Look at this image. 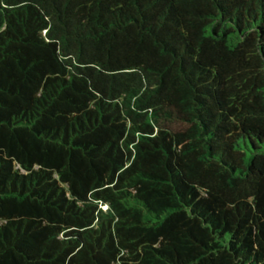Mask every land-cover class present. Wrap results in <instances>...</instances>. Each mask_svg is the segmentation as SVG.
<instances>
[{"label": "trees", "instance_id": "trees-1", "mask_svg": "<svg viewBox=\"0 0 264 264\" xmlns=\"http://www.w3.org/2000/svg\"><path fill=\"white\" fill-rule=\"evenodd\" d=\"M0 264H264V0H0Z\"/></svg>", "mask_w": 264, "mask_h": 264}, {"label": "rangeland", "instance_id": "rangeland-1", "mask_svg": "<svg viewBox=\"0 0 264 264\" xmlns=\"http://www.w3.org/2000/svg\"><path fill=\"white\" fill-rule=\"evenodd\" d=\"M162 127H168L171 130H176L178 126L175 124L168 123V124H162Z\"/></svg>", "mask_w": 264, "mask_h": 264}]
</instances>
